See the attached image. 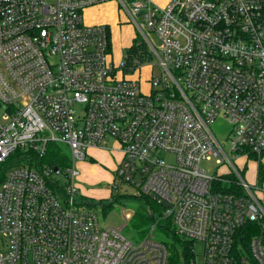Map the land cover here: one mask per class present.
I'll use <instances>...</instances> for the list:
<instances>
[{
	"label": "built area",
	"instance_id": "2783aa9c",
	"mask_svg": "<svg viewBox=\"0 0 264 264\" xmlns=\"http://www.w3.org/2000/svg\"><path fill=\"white\" fill-rule=\"evenodd\" d=\"M108 1L153 54L147 91L133 74L144 65H114L110 27L84 22ZM109 138L117 177L161 208L137 241L75 199L76 161ZM48 142L66 144L72 165L5 171L0 264H166L151 234L160 219L189 242L191 264H264L262 198L235 164L264 154V0H0V164L16 149L44 156ZM211 157L226 170L209 175Z\"/></svg>",
	"mask_w": 264,
	"mask_h": 264
},
{
	"label": "rangeland",
	"instance_id": "374dc122",
	"mask_svg": "<svg viewBox=\"0 0 264 264\" xmlns=\"http://www.w3.org/2000/svg\"><path fill=\"white\" fill-rule=\"evenodd\" d=\"M159 4L165 3L166 0H154ZM108 10H104L102 6L89 7L90 9L83 10L84 22L88 23L91 19L96 20L99 15L103 17H111L112 19L108 21L111 30V41H112V61L114 65H118L121 62L123 55L124 43H128V40L132 36L139 35L140 32L135 28L132 21H130L129 16L122 7H119L116 2H112ZM99 8V9H97ZM150 39L153 35L149 36ZM148 65L141 68L139 73L135 74L141 83L143 91H147V78L149 76ZM158 71V66L155 65L153 72ZM211 130L218 138L227 140V132L229 129L228 121L223 119H217L213 124L210 125ZM112 139L109 138L108 145L101 149H91L86 150V157L84 160L76 161L75 167L78 171V175L75 178V183L77 187V194L75 195L76 201H85L86 199H92L95 202L101 200L103 203H109V208H103V205L97 204L91 207L98 219L100 228L108 227H122L123 235L129 237L131 240L137 241L141 238V235L136 227L131 223L130 218L135 214L139 203L143 201V196L136 194L135 189L132 185L127 184L120 179L115 174L116 167L119 162L118 153L116 151H111L107 148L110 147ZM59 151L64 160V166L72 165V157L70 149L66 144H57ZM91 155V156H90ZM254 159L257 156H251ZM33 163V162H31ZM36 163V162H35ZM235 164L240 167L242 164L241 158L235 161ZM253 164L248 162L247 170L243 172V178L249 183L252 179V173H254ZM201 167L209 175L214 173H221L226 170V165H221L216 161L215 157L208 159H203L201 161ZM255 176V174H254ZM59 178L64 180L65 175L60 174ZM63 202V199H61ZM161 227L156 226L151 232L154 235V239L162 241L166 239L170 240V236L166 237L165 233L160 229ZM150 229V227H149ZM199 248L197 247V250Z\"/></svg>",
	"mask_w": 264,
	"mask_h": 264
},
{
	"label": "trees",
	"instance_id": "16d2710c",
	"mask_svg": "<svg viewBox=\"0 0 264 264\" xmlns=\"http://www.w3.org/2000/svg\"><path fill=\"white\" fill-rule=\"evenodd\" d=\"M153 61V54L149 49L147 43L143 40L139 35H135L132 38L131 43L126 46L123 50L122 55V67L123 72L125 74L133 73L138 67H141L144 64H148ZM28 153H31L29 150L25 149H16L10 156L0 164V182L2 181V177L7 171V169L13 165H27L31 167H38L41 163H47L53 167H58V169H63L64 166L63 161L64 155L62 157L59 148L55 142H48L46 146V152L44 156H27ZM254 159V157H251ZM259 160L258 158H256ZM33 162V163H31ZM36 162V163H35ZM244 167V171L245 172ZM241 172V175L243 174ZM233 176L230 177L231 182L234 181ZM264 178V163L258 161L257 166V180L258 183L261 184ZM216 186L221 189L232 191L235 189V185L233 184H225L216 181ZM143 201L139 203L135 214L130 218L131 223L134 227L137 228L143 237L149 230L150 225L154 221V212L160 213V206L155 203L149 196L142 195ZM84 204L91 208L96 206L97 204L103 205V208H109V203H103L101 200L98 202L93 201L92 199H86ZM160 229L165 233L166 237L169 235L170 240L166 239L162 240L168 251L167 263L166 264H191L192 253L190 251V244L186 240L178 235L175 232L174 227L172 226L169 219H160L159 222ZM261 230V226L257 223H252L248 226L246 233L249 237L254 233H259Z\"/></svg>",
	"mask_w": 264,
	"mask_h": 264
},
{
	"label": "crops",
	"instance_id": "0c3cea01",
	"mask_svg": "<svg viewBox=\"0 0 264 264\" xmlns=\"http://www.w3.org/2000/svg\"><path fill=\"white\" fill-rule=\"evenodd\" d=\"M112 2H114V1H108V2H104V3H101V4H96V5H91V6H89L90 8L92 7H95V6H97V5H99V6H102V8H104V10H108L109 8H111L110 6L113 4ZM89 7H87L88 9H90ZM86 8V9H87ZM97 9H99V8H97ZM112 18L111 17H109V16H107V17H103V15H99V17L96 19V20H93V19H91V21H89L88 23L89 24H95V23H103V24H106V25H108L109 26V24H108V21L109 20H111ZM110 27V26H109ZM111 29V28H110ZM134 36H132V38H133ZM132 38L130 39V40H128V43H124L123 45V47H126V46H128L130 43H131V41H132ZM145 66V65H144ZM143 66V67H144ZM130 76H134V75H130ZM91 149H95V150H97V149H101V148H95V147H91ZM115 151V150H114ZM113 151V152H114ZM115 153H118V158H120V153L118 152V151H116ZM91 156V155H90ZM259 160H260V162H262V163H264V154L263 155H261L260 157H257ZM259 160H257V159H249L248 161H245L244 162V159L243 158H241V161H242V164H241V166H244V165H246V168H247V164H248V162H250L251 164H253L254 166H253V168H252V170H254V173H252V179H251V181L248 183L250 186H252L256 191H257V194H258V196H260L261 198H262V204H263V207H264V178H263V181H262V183L261 184H259L258 183V180H257V166H258V161ZM243 163H245V164H243ZM245 168V171L247 170ZM254 174H255V176H254Z\"/></svg>",
	"mask_w": 264,
	"mask_h": 264
},
{
	"label": "water",
	"instance_id": "95a60500",
	"mask_svg": "<svg viewBox=\"0 0 264 264\" xmlns=\"http://www.w3.org/2000/svg\"><path fill=\"white\" fill-rule=\"evenodd\" d=\"M55 169H56V167H55Z\"/></svg>",
	"mask_w": 264,
	"mask_h": 264
}]
</instances>
